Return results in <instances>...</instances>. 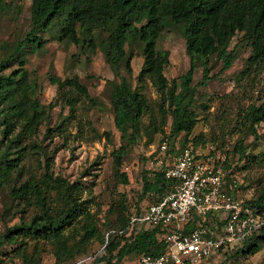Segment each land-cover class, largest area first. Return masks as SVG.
Listing matches in <instances>:
<instances>
[{
    "label": "rangeland",
    "instance_id": "1",
    "mask_svg": "<svg viewBox=\"0 0 264 264\" xmlns=\"http://www.w3.org/2000/svg\"><path fill=\"white\" fill-rule=\"evenodd\" d=\"M31 5L32 0H5L0 7V63H9L2 74H10L20 66L19 61H9V57L30 29ZM60 23L57 21L43 33L45 44L41 49L35 53L26 49L28 98L38 105L39 116L34 125L25 126L26 121L19 119L14 133L7 138L4 134L6 120L1 113L3 106H0V157L8 152L9 158L18 159L11 176L0 179V264H24L22 256H16L18 253L31 256L35 262L39 259L42 264H55L51 242L26 237L11 244L2 237L10 227L30 222L41 211L38 203L15 197L13 188L28 181L38 184L48 191L50 208L55 212V207H60L57 190L49 189L44 181L54 183L56 178L77 184L80 200L88 202L100 229L98 238L80 245L75 258L64 264H75L91 255L93 259L81 264H140L138 253L120 262L116 258L111 262L108 257L102 258L103 234L109 228L123 225L129 216L146 212L154 201L153 193H144L145 176L150 177L147 171L158 169L156 157L167 159L193 146L192 142L186 144L188 138L201 137L227 156L240 186L239 198H258L264 190V121L254 132L244 124V111L251 104L260 105L264 101V67L247 68L251 47L242 40V33L230 41L229 50L234 49L238 56L229 69L221 72L223 61L217 54L210 56V80L206 84L202 83L203 63L199 59L193 62L191 85L196 92L190 108L197 117V124L189 136L184 132L176 136L172 134L168 91L174 81L180 85L192 66L180 25L167 26L157 38V49L169 57L164 69L168 88L161 92L150 78L145 79L143 86L138 80L145 61L143 41L131 39L126 43L132 68V73L128 74L123 62L118 71L114 70L102 51V40L109 31H94L97 47L92 49L87 40L76 45L62 38ZM81 38L85 39L84 34ZM50 76L77 79L87 93L73 87L60 90L52 84ZM121 76H126L134 88L141 86L148 99V108L139 124L125 132L116 125L112 103L113 84L119 83ZM18 134V140L10 143ZM164 141L169 146L166 152L161 150ZM240 143L247 147L243 156L235 151ZM122 148V165L118 170L114 152ZM119 173L127 174V184L121 182ZM145 229L144 225L139 231ZM65 233L73 244L74 227L67 228ZM239 247L225 249L203 264H264V245L254 255L237 252Z\"/></svg>",
    "mask_w": 264,
    "mask_h": 264
},
{
    "label": "trees",
    "instance_id": "2",
    "mask_svg": "<svg viewBox=\"0 0 264 264\" xmlns=\"http://www.w3.org/2000/svg\"><path fill=\"white\" fill-rule=\"evenodd\" d=\"M5 0H0V7ZM60 21L61 37L79 45L88 41V46L95 49L94 31L107 30L109 34L102 40L101 48L112 68L118 71L120 64L125 63L128 74L132 73L131 56L126 50V43L131 39H140L144 42V64L138 74V80L143 82L150 78L161 92L168 88L164 74L169 57L157 49L156 42L160 33L169 25L178 24L183 28L187 44V53L191 58L192 66L182 77L180 85L174 81L169 88L171 99V114L173 117L172 134L184 132L189 136L196 124L197 117L191 110L194 103L195 87H193V72L196 59L204 66L203 84L210 80V56L217 54L223 61L221 72L229 69L238 54L229 50L230 41L237 34L242 33V40L251 47V54L247 59V68L253 66L264 67V0H32L30 29L22 39L9 61H19V68L10 74H2L9 63H0V106L6 122L5 136L8 138L15 131V123L20 119L26 121L25 126L32 127L38 115L37 103L28 98L29 72L26 65V49L36 52L44 44L43 33ZM81 34L85 39L82 40ZM53 85L58 89L73 87L80 93H87L77 79H65L50 76ZM180 87V88H179ZM112 103L115 112L117 127L123 132L130 127L135 128L148 108V99L143 88L133 87L126 76H121L119 83L113 84ZM29 105V106H28ZM30 110L33 111L31 114ZM264 121V101L260 105L251 104L244 111V124L256 132V127ZM18 134L10 143L18 140ZM18 142V141H17ZM188 142L198 145L206 144L201 137L188 138ZM10 147H8L9 149ZM247 147L242 143L235 146V151L245 154ZM124 149L114 152L115 162L119 168L122 165ZM18 159L9 158L8 152L0 157V179L5 180L16 169ZM226 180L232 183L235 180L233 170L228 162L224 164ZM150 177L145 176L144 193H153L154 202L166 195L173 185V181L165 177L162 171H147ZM121 182H129L126 173H119ZM52 179V178H51ZM48 183L49 189L57 190L60 207L50 208L48 191H44L34 182H26L19 188L14 187L12 193L28 203H38L41 208L30 222H22L10 227L3 235V240L16 244L26 237H35L51 242L54 245L55 264L70 262L78 254L79 246L89 243L100 235L98 219L87 205V201L80 200L79 187L64 179H53ZM240 186L238 185V189ZM246 203L258 211H264V190L258 198L246 200ZM131 216L125 219L123 225L111 229H126L123 234L111 237L106 252L102 258L109 262L116 258L122 261L129 255L138 253L156 255L165 249V244L157 237V228H148L137 234L128 235L127 226ZM197 221H191L188 228L195 227ZM212 224L211 221L207 222ZM69 227H74L75 242L65 233ZM107 230V231H108ZM105 231V233L107 232ZM103 234V244L105 242ZM102 244V245H103ZM264 245V227L250 235L240 246L239 253L254 255ZM236 246L232 247L235 248ZM102 247V246H101ZM22 256L24 264H42L38 259L35 262L27 254Z\"/></svg>",
    "mask_w": 264,
    "mask_h": 264
},
{
    "label": "built area",
    "instance_id": "3",
    "mask_svg": "<svg viewBox=\"0 0 264 264\" xmlns=\"http://www.w3.org/2000/svg\"><path fill=\"white\" fill-rule=\"evenodd\" d=\"M168 148L164 141L161 150L166 152ZM226 162L227 156L211 143H193L167 159L156 157L155 171L164 172L173 181L172 188L145 213L131 216L127 229L131 235L139 233L144 225L157 228L165 249L156 255L142 254L140 264H203L215 254L243 244L264 227V211L239 198L236 179L228 184ZM191 221H197L196 225L188 228ZM125 231L108 230L100 252H106L113 235ZM91 259L92 255L77 264Z\"/></svg>",
    "mask_w": 264,
    "mask_h": 264
},
{
    "label": "crops",
    "instance_id": "4",
    "mask_svg": "<svg viewBox=\"0 0 264 264\" xmlns=\"http://www.w3.org/2000/svg\"><path fill=\"white\" fill-rule=\"evenodd\" d=\"M79 262V261H78ZM75 264H77V263H75Z\"/></svg>",
    "mask_w": 264,
    "mask_h": 264
}]
</instances>
